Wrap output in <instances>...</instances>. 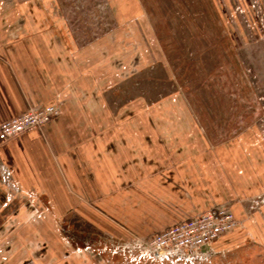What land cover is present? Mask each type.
Here are the masks:
<instances>
[{"label": "crops", "instance_id": "0c3cea01", "mask_svg": "<svg viewBox=\"0 0 264 264\" xmlns=\"http://www.w3.org/2000/svg\"><path fill=\"white\" fill-rule=\"evenodd\" d=\"M58 10L0 0V125L59 108L0 143V264H264V59L240 78L248 94L233 85V112H115L124 58L75 40ZM217 207L238 226L199 256L154 260L129 246Z\"/></svg>", "mask_w": 264, "mask_h": 264}, {"label": "rangeland", "instance_id": "374dc122", "mask_svg": "<svg viewBox=\"0 0 264 264\" xmlns=\"http://www.w3.org/2000/svg\"><path fill=\"white\" fill-rule=\"evenodd\" d=\"M119 1L57 0L59 23L75 40L79 34L84 44L107 43L124 58L128 69L114 75L121 88L115 112H135L138 102L145 112H183L187 118L188 112H233V85L244 86L241 76H253L254 61L264 59V0H128L126 19L117 18L125 0ZM89 27L93 36L84 38ZM134 240L129 246L140 254Z\"/></svg>", "mask_w": 264, "mask_h": 264}, {"label": "built area", "instance_id": "2783aa9c", "mask_svg": "<svg viewBox=\"0 0 264 264\" xmlns=\"http://www.w3.org/2000/svg\"><path fill=\"white\" fill-rule=\"evenodd\" d=\"M59 115L57 105H44L0 125V143L39 129ZM264 204V197L260 200ZM238 222L223 207H217L179 222L147 239H136L135 249L142 256L161 260L181 256H199L222 234L237 228Z\"/></svg>", "mask_w": 264, "mask_h": 264}]
</instances>
